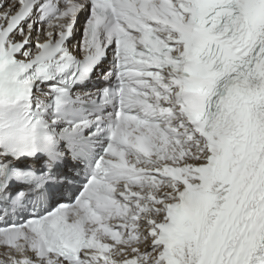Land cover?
I'll return each mask as SVG.
<instances>
[{
    "label": "snow or ice",
    "instance_id": "6c2138e0",
    "mask_svg": "<svg viewBox=\"0 0 264 264\" xmlns=\"http://www.w3.org/2000/svg\"><path fill=\"white\" fill-rule=\"evenodd\" d=\"M0 264H264V0H0Z\"/></svg>",
    "mask_w": 264,
    "mask_h": 264
}]
</instances>
